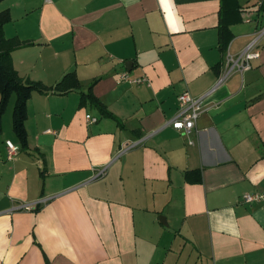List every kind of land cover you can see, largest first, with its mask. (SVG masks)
<instances>
[{"label": "crops", "instance_id": "0c3cea01", "mask_svg": "<svg viewBox=\"0 0 264 264\" xmlns=\"http://www.w3.org/2000/svg\"><path fill=\"white\" fill-rule=\"evenodd\" d=\"M233 4L223 18L222 0L0 2L5 39L25 44L17 75L80 84L31 95L27 148L11 161V100L2 117L0 264H264V37L251 68L218 85L226 56L264 27V0ZM89 87L112 118L80 105ZM185 92L207 109L188 137L169 126ZM252 194L263 198L244 203Z\"/></svg>", "mask_w": 264, "mask_h": 264}, {"label": "trees", "instance_id": "16d2710c", "mask_svg": "<svg viewBox=\"0 0 264 264\" xmlns=\"http://www.w3.org/2000/svg\"><path fill=\"white\" fill-rule=\"evenodd\" d=\"M3 0H0L2 2ZM221 15L226 18L227 15L237 14L238 7L236 5L228 7L226 1L233 3V0H222ZM221 17L219 25V46L221 51H224L229 42L228 23ZM11 20L8 10L0 12V134L2 131V117L5 114L11 98L14 96L15 101L11 114V127L14 136L16 137L21 150L27 148V132L25 122L27 120V102L33 93L41 95L48 94L54 91L57 94H65L73 90H79L80 84L74 73H68L54 87H45L40 83L24 82L13 69L11 63V53L24 46L18 39H5L3 28ZM89 104L99 110L101 115L109 116L102 105L93 97L91 87L87 93H81L80 105ZM195 175V176H193ZM185 180L191 183L201 182L199 172H186Z\"/></svg>", "mask_w": 264, "mask_h": 264}, {"label": "built area", "instance_id": "2783aa9c", "mask_svg": "<svg viewBox=\"0 0 264 264\" xmlns=\"http://www.w3.org/2000/svg\"><path fill=\"white\" fill-rule=\"evenodd\" d=\"M262 2L259 3L261 5ZM245 22H250L246 15V11L242 14ZM264 37V27L255 31L250 36V39L242 50L237 55H227L225 59V70L218 81V85L222 84L228 77L234 73L242 74L251 68L250 62L258 58L257 48L260 41ZM119 81L131 85H142L146 82L144 78H131L128 73L124 72L119 75ZM178 109L174 118L169 122V126L176 132L189 136L196 127V123L200 115L207 109L203 104V98H192L188 93H182L177 97ZM86 122L93 124L97 122L96 118L90 115L85 116ZM6 149V160H13L19 153V146L14 145L10 141L4 143ZM104 171L97 173L96 177H102ZM263 196L261 194L244 195L242 200L244 203L251 204L261 201ZM22 209H30L29 206H22Z\"/></svg>", "mask_w": 264, "mask_h": 264}, {"label": "rangeland", "instance_id": "374dc122", "mask_svg": "<svg viewBox=\"0 0 264 264\" xmlns=\"http://www.w3.org/2000/svg\"><path fill=\"white\" fill-rule=\"evenodd\" d=\"M248 15H250V14H248ZM263 19H264V15H263ZM15 101V97L13 96L12 98H11V102H10V112H11V114H12V110H13V106H12V103ZM8 108V107H7ZM9 109V108H8Z\"/></svg>", "mask_w": 264, "mask_h": 264}, {"label": "water", "instance_id": "95a60500", "mask_svg": "<svg viewBox=\"0 0 264 264\" xmlns=\"http://www.w3.org/2000/svg\"><path fill=\"white\" fill-rule=\"evenodd\" d=\"M163 220H164V219H160V221H162V222H163ZM163 223H164V222H163Z\"/></svg>", "mask_w": 264, "mask_h": 264}]
</instances>
